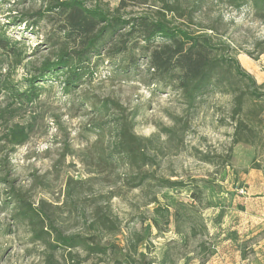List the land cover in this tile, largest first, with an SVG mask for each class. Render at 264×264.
<instances>
[{
  "label": "rangeland",
  "instance_id": "1",
  "mask_svg": "<svg viewBox=\"0 0 264 264\" xmlns=\"http://www.w3.org/2000/svg\"><path fill=\"white\" fill-rule=\"evenodd\" d=\"M50 1L0 0V31L14 46V53L0 51V264H43L48 256L34 228L17 217L20 200L41 212L49 231L110 248L88 264H264L261 110L250 122L255 147L233 145L235 99L247 84L230 71L227 84L188 104L154 80L145 59L125 72L128 61L102 57L92 59L94 76L75 91L66 92L60 78L38 86L37 102L19 101L10 91L29 89L27 81L62 47L59 24L38 22ZM82 1L126 17L163 12L176 26L212 35L230 45L264 93V13L251 0ZM244 99L246 110L259 105ZM124 130L141 141L151 165L118 161ZM142 172L188 186L133 189L138 182L129 181ZM192 184L204 188L200 201ZM167 212L170 224L160 216ZM65 256L55 258L67 264Z\"/></svg>",
  "mask_w": 264,
  "mask_h": 264
},
{
  "label": "trees",
  "instance_id": "2",
  "mask_svg": "<svg viewBox=\"0 0 264 264\" xmlns=\"http://www.w3.org/2000/svg\"><path fill=\"white\" fill-rule=\"evenodd\" d=\"M251 1L258 13H264V0ZM125 2L126 0H123V3ZM125 7L122 5V8ZM165 8L166 11H171L169 7ZM37 17L38 22L48 20L53 24H59L58 32L62 35L59 45L62 47L54 62H45L39 70V75L27 81L29 89L10 91L17 100L28 104L37 102L40 97L38 92L41 90L38 86L60 78L65 79L63 85L66 92L75 91L78 86H82L86 80L94 76L93 58L104 57L112 65L128 61L125 72L136 69V61L143 58L147 61V71L154 80L165 88L173 89L188 104H194L204 95L227 84V80L223 79L224 74L231 71L234 77L247 84V91L241 92L235 99V114L238 119L233 145L246 144L255 147L250 138H256L257 135L251 129L250 122L257 110H261L260 116L264 115V93H260L263 87L258 86L243 70L230 45L216 42L208 33L196 34L176 26L166 20L163 12L159 15L155 12L126 17L119 10L111 13L100 7L90 8L82 0H51L49 7L44 12H39ZM38 22L32 27L38 25ZM13 50L14 46L6 37V33L0 31V51L14 53ZM232 92L236 94L238 91ZM246 95L255 105L260 106L244 109ZM243 116L245 118L240 119ZM120 136L121 152L116 157L119 162L127 161L125 165L130 167L136 163H143L144 166L153 163L152 158L142 154L141 141L132 133L124 130ZM127 144L128 150L125 147ZM126 153L128 156H124ZM258 155L259 152L256 153L253 164H256ZM143 174L129 181L138 182L133 189L147 186L175 190L188 186L183 182L160 181L156 176L146 172ZM190 189L193 200L200 201L199 196L203 194L204 188L192 184ZM156 202V199L151 201L153 204ZM19 203L21 207L17 217L34 228L32 231L34 240L42 243L48 251L43 264H59L55 255L61 251L66 254L67 264H88L93 255H107L110 250L96 243L95 239L81 236L66 237L51 226L49 231V225L44 223L40 211L26 201L20 200ZM167 214L160 216L170 224L169 218L172 215L169 212ZM174 216L179 221V214ZM153 226L159 227L155 219ZM77 250L86 253V257H81Z\"/></svg>",
  "mask_w": 264,
  "mask_h": 264
}]
</instances>
